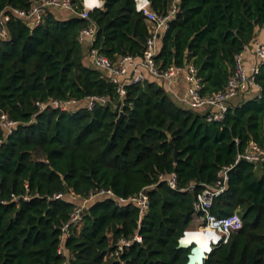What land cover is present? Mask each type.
I'll list each match as a JSON object with an SVG mask.
<instances>
[{
	"label": "trees",
	"instance_id": "16d2710c",
	"mask_svg": "<svg viewBox=\"0 0 264 264\" xmlns=\"http://www.w3.org/2000/svg\"><path fill=\"white\" fill-rule=\"evenodd\" d=\"M32 1L0 0V12L29 8ZM72 1L82 9V0ZM171 1L150 0L151 9L164 14ZM102 2L89 13L97 28L93 46L113 60L139 58L148 29L135 0ZM58 10L49 9L36 27L10 15L8 37L0 39V114L16 121L5 134L0 119V264H186L191 246L178 245L196 193L248 142L264 150V65L255 74L260 94L212 122L206 112L174 102L163 81L148 75L125 87L120 104L126 116L114 130L119 113L113 103L82 107L89 95L116 103L118 97L101 71L83 63L77 36L86 20L59 18ZM263 25L264 0H179L155 61L160 68L193 64L202 92L212 93L224 87L235 55ZM51 98L81 105L72 111L35 106ZM171 172L177 189L159 179ZM144 187L148 209L140 219L134 204L119 207L106 196L89 200L79 228L63 242L65 255L58 253L62 225L90 192L111 189L126 197ZM70 191L75 198L54 197ZM210 211L218 217L238 212L242 227L215 245L203 264H264V171L240 160ZM136 231L141 242L109 255Z\"/></svg>",
	"mask_w": 264,
	"mask_h": 264
},
{
	"label": "built area",
	"instance_id": "2783aa9c",
	"mask_svg": "<svg viewBox=\"0 0 264 264\" xmlns=\"http://www.w3.org/2000/svg\"><path fill=\"white\" fill-rule=\"evenodd\" d=\"M81 3V10H77V6L72 0H33L30 7L26 9L7 7L4 11L0 12V39H6L8 37L7 21L10 15L25 21L31 27H36L41 24L47 11L52 8L70 11L74 15L85 19L86 24L79 30L78 40L81 43L88 42L90 44L88 57L93 65L103 73V76L115 85L118 96L117 103L119 102L117 104L116 101H111L105 95H89L83 99L82 105V107L88 110H92L96 105L113 103L114 108L120 113L122 111L120 103L126 95L125 87L133 83L143 82L150 75L161 79L166 92L172 94L179 104L191 109L208 108L209 111L205 113L206 121H221L227 109L230 107L228 103L232 98L245 93L251 88H259L255 81V74L258 72L259 67L264 65V42L254 45L253 51L258 59V64L250 72L244 68L242 61V53L246 49L245 45L235 55L234 69L224 87L212 93H203L201 78L197 75V68L193 64H170L165 68H160L155 61L157 54L156 41L158 38L164 36L168 28V21L176 12V0H172V5L164 14H158L153 11L150 0H135L136 10L144 16L147 24L148 36L139 58L127 54L119 56L114 60L93 46L97 28L90 18L89 13L95 8L102 7L101 0H96V2L91 3L88 0H82ZM181 74L184 76L186 82V90L182 96H178L175 91V81L178 75ZM79 105H81V102L74 98H51L45 101H35V106L39 111L47 108L72 111L77 109ZM0 119L5 134L10 133L16 125V121L10 119L5 112L0 114ZM1 142L2 140H0ZM236 142H238L237 139ZM240 160H246L252 163L255 168L264 166V150L256 142H248L244 149L237 153L232 164L224 165L217 171L216 179L212 184L206 185L202 191L196 193L193 201L192 215L194 226L193 228L188 227L184 231L183 236L180 238L181 240L187 232H198L202 236L207 237V244L212 249L219 243H226L230 235L242 227V219L239 213L233 212L227 216L218 217L210 211L214 198L226 190L229 171ZM159 179L166 181L172 189H177L176 174L174 172L160 174ZM192 187L193 185L190 184L187 189H191ZM148 188L144 187L138 193L126 197L116 195L111 189H99L95 192H90L80 203L74 205L68 221L62 225L58 253L65 255L63 242L74 228H79L84 214L83 211L89 200L96 196H106L111 198L119 207L125 206L126 204H134L138 207L140 219L148 209ZM65 196L70 198L76 197L71 191L66 194L57 193L54 195L55 198H64ZM24 198L27 199L28 197L25 196ZM141 240V236L137 231L130 239L121 238L118 240L115 250L109 253V255L117 256L131 242H141ZM194 244L197 243L191 241L188 245L192 246Z\"/></svg>",
	"mask_w": 264,
	"mask_h": 264
},
{
	"label": "crops",
	"instance_id": "0c3cea01",
	"mask_svg": "<svg viewBox=\"0 0 264 264\" xmlns=\"http://www.w3.org/2000/svg\"><path fill=\"white\" fill-rule=\"evenodd\" d=\"M178 2L179 1H177V3ZM101 4H103L102 0H101ZM171 5H172V1H171L170 6ZM54 13H55V15L60 14V16H61L60 18H67V17H70V16L73 15V13H71L70 11H66V10L65 11H62L60 9L58 11H54ZM161 38L162 37L158 38L157 41H156L157 51H158V49L160 47ZM261 42H264V25L261 26V27H258L255 30V33H254V36H253L252 40L246 45V49L242 53L243 66L249 72L251 71V69L254 66H256L258 64V59L255 56L253 49H254V45L256 43H261ZM89 47H90V44L88 42H85L83 44V51H84L83 63L86 66L96 68L93 65V63L91 62L90 58L88 57V49H89ZM185 90H186V82H185L184 76L182 74L181 75H178V77H177V79L175 81V91L177 92L178 96H182L184 94ZM259 94H260V89L259 88H257V89L256 88H251L248 91H246L245 93H243L241 95H238V96L232 98L229 101L228 104H229V106H234V105H236V104H238V103H240L242 101L252 99V98L258 96ZM169 95L174 100V102H176L177 104H179L172 94H169ZM180 106H183V105H180ZM196 110L197 111H200V112H207V111H209L208 108H200V109H196ZM256 169H257V171L259 173H263L264 166H258V167H256ZM192 225H193V223L191 221L189 223V226L188 227H191Z\"/></svg>",
	"mask_w": 264,
	"mask_h": 264
},
{
	"label": "water",
	"instance_id": "95a60500",
	"mask_svg": "<svg viewBox=\"0 0 264 264\" xmlns=\"http://www.w3.org/2000/svg\"><path fill=\"white\" fill-rule=\"evenodd\" d=\"M176 1H179V0H176ZM126 114H124L123 111H121L116 119V122H115V127H114V130L117 129V127L119 126L121 120L123 117H125ZM175 149V156L177 155V152H176V148L174 147ZM84 213L87 212V209L85 208ZM179 247H182V248H186V247H190L189 245H185L184 243H182L181 239H179ZM211 248L210 246H199L197 244H194L191 246V249H190V252L188 254V261L186 264H203L204 260L206 259L207 257V254L210 252Z\"/></svg>",
	"mask_w": 264,
	"mask_h": 264
},
{
	"label": "bare ground",
	"instance_id": "6f19581e",
	"mask_svg": "<svg viewBox=\"0 0 264 264\" xmlns=\"http://www.w3.org/2000/svg\"><path fill=\"white\" fill-rule=\"evenodd\" d=\"M88 2H96V0H88ZM182 243H184L185 245H188L191 241H195L197 243V245L199 246H207V237L202 236V234L198 233V232H187V234L185 235V237L181 240Z\"/></svg>",
	"mask_w": 264,
	"mask_h": 264
},
{
	"label": "rangeland",
	"instance_id": "374dc122",
	"mask_svg": "<svg viewBox=\"0 0 264 264\" xmlns=\"http://www.w3.org/2000/svg\"><path fill=\"white\" fill-rule=\"evenodd\" d=\"M57 17L60 18V17H61L60 14H57ZM192 223H193V222H192ZM193 226H194V223H193V225L191 226V228H193Z\"/></svg>",
	"mask_w": 264,
	"mask_h": 264
}]
</instances>
